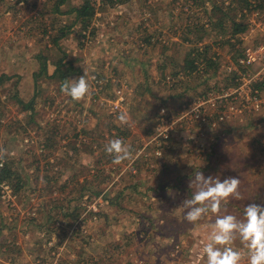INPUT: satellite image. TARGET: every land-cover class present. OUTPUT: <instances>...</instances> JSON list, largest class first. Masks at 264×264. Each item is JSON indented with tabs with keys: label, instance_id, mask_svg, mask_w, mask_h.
<instances>
[{
	"label": "rangeland",
	"instance_id": "1",
	"mask_svg": "<svg viewBox=\"0 0 264 264\" xmlns=\"http://www.w3.org/2000/svg\"><path fill=\"white\" fill-rule=\"evenodd\" d=\"M117 1L94 0L82 29L71 10L82 0H0V178L9 184L0 186V264H206L217 215L192 224L181 206L197 172L240 178L243 199L220 215L242 220L247 205L264 206V105L249 111L227 96L201 120L184 109L235 84L222 61L264 42V0ZM214 6L234 17L241 9L248 29L231 38L226 18L221 35ZM194 48L203 72L216 61L204 73L185 67ZM57 61L72 65L67 77L52 75ZM84 70L92 95L74 102L61 85ZM122 85L128 124L111 104ZM115 138L134 162H112L105 145ZM232 247L248 264L239 239Z\"/></svg>",
	"mask_w": 264,
	"mask_h": 264
},
{
	"label": "clouds",
	"instance_id": "2",
	"mask_svg": "<svg viewBox=\"0 0 264 264\" xmlns=\"http://www.w3.org/2000/svg\"><path fill=\"white\" fill-rule=\"evenodd\" d=\"M84 73L77 79H65L62 82L61 92L74 102H83L92 95L86 78L87 71L84 70ZM117 119L121 124L129 122L128 114L123 111ZM105 151L113 157L112 162L116 165L125 161L134 162L131 146L121 138L110 140L105 145ZM4 154L6 150H0V158ZM240 185L241 180L238 177L223 180L218 176L206 178L203 172H197L190 180L189 187L194 189V193L181 205L187 209L185 220L194 224L209 212L217 215L209 242L203 248L207 257L206 264H241V253L232 247L237 239L248 250V264H264V206L256 203L247 205L242 220L230 214L220 215L222 206L230 199H243ZM169 195L172 193L169 192Z\"/></svg>",
	"mask_w": 264,
	"mask_h": 264
},
{
	"label": "built area",
	"instance_id": "3",
	"mask_svg": "<svg viewBox=\"0 0 264 264\" xmlns=\"http://www.w3.org/2000/svg\"><path fill=\"white\" fill-rule=\"evenodd\" d=\"M222 62V66H224V69L234 76L235 84L233 86H230L227 90H220L221 92H216L212 90L211 92H209L210 94H208L207 97H205L203 100H200L198 102L195 101L196 103L194 102V108L192 107L194 103L191 104V101L190 104H185L184 109L190 107V109L187 111V113H185V115L189 114L192 111L194 112V116L196 118H199L198 120H201V110L204 109V107H214L218 104V99L225 97V99H228L227 96H230L235 101V105L237 107H239L237 101L241 99L244 100V106L248 107L249 111H252V108L257 107V105L259 107L264 105V95L261 94L258 86H254V82L260 83V87L264 86V42L255 46H246L235 61L224 59ZM255 66H257V70H253V67ZM99 82H102V80H100ZM124 90H126L124 85H122L116 90L115 101L111 102V104L114 106V112L122 111L123 102L125 100ZM195 108H197V110L200 112L198 113ZM239 110L241 111V109ZM176 120L178 119L176 118ZM173 123L174 122L172 120L167 122L170 127H166V134L163 137L164 139L169 138L168 131L173 128ZM161 134L162 132L158 133L159 136ZM0 165H4L3 161L0 162ZM0 186H3L4 188H9V184L1 178Z\"/></svg>",
	"mask_w": 264,
	"mask_h": 264
},
{
	"label": "trees",
	"instance_id": "4",
	"mask_svg": "<svg viewBox=\"0 0 264 264\" xmlns=\"http://www.w3.org/2000/svg\"><path fill=\"white\" fill-rule=\"evenodd\" d=\"M66 0H57V5L60 6L61 4H63ZM107 1L110 4H115L116 2H118L117 0H104ZM246 3L248 4V1H246ZM243 6H246V4H243ZM237 11L234 13L236 14V16L234 17L233 15H231L230 11H233V8H229L227 10H222V9H218L215 6L213 7V10H218L221 14L219 17H217V22H216V28H219L222 25V34H226L225 29L226 27H224V24L226 22V18L227 20L229 19L231 21V24H229V28L231 29V31L229 32L231 38L237 36L238 34L246 31L248 29V25L245 22V16L246 13H240L238 15L239 12H242L241 9L239 8H235ZM73 13H75V20H77V23H79L82 27V29H88L92 18L94 17L95 13H96V2H94V0H82V2L76 6H73L72 9ZM230 10V11H229ZM240 10V11H238ZM229 11V12H227ZM241 15V16H240ZM211 22V26L214 25V22L212 19L210 20ZM228 28V29H229ZM195 30L198 33V36H201L200 38L204 40V38H207L209 31L206 28V26H201V28H198V25H195L194 29H190V31ZM65 33H62L61 35H58L53 41H57L60 37H63ZM224 36V35H223ZM196 50V48H194V50H191L188 53V59L186 60V64L185 67L190 69V70H194L196 71V73L199 72H206V67L208 65H214V61L213 58H210L208 60V65H206V67H204V72L201 69V65L198 66V55L197 53H195L194 55L193 52ZM218 61V60H217ZM219 62V61H218ZM207 64V63H206ZM62 63L61 61H57L56 63V70L55 72L52 74L53 76H57L60 75L62 76V78H65L69 75V73L71 71L72 65H69L65 70L62 69ZM219 65V64H218ZM41 70L43 73L47 72V64L46 61L43 60L42 66H41ZM6 76H3L2 78H0V83H3L7 78H5ZM10 78V76H9ZM28 105H26L27 107ZM3 170H6V168H4ZM3 173L1 174V179L3 178ZM4 175L6 176V172L4 173ZM7 177V176H6Z\"/></svg>",
	"mask_w": 264,
	"mask_h": 264
}]
</instances>
